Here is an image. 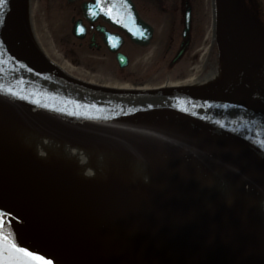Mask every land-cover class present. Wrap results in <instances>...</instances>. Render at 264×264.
<instances>
[{
  "label": "bare ground",
  "instance_id": "6f19581e",
  "mask_svg": "<svg viewBox=\"0 0 264 264\" xmlns=\"http://www.w3.org/2000/svg\"><path fill=\"white\" fill-rule=\"evenodd\" d=\"M17 1L20 4L17 39L37 60L77 80L66 73L74 70L71 66L50 60L40 49V39L30 24V0ZM222 1L227 8L223 13L235 9L240 12L238 0L234 4L232 0ZM128 2L133 17L139 19L135 3ZM210 2L211 19L203 9L201 25L213 21V42L223 58V62H214L217 66L212 69L213 75L208 72L200 79L196 74H180L189 66L186 62L175 66L159 86L150 82L141 87L136 83L112 86L79 81L124 91L167 88L214 94H228L245 81L248 97L264 107V59L261 57L264 44L253 45L256 39L239 27L237 17L230 25L234 49L228 47L229 42L223 52L218 23L220 20L225 25L230 18L222 14L218 20L217 1ZM180 4L184 12L185 0H175L170 12L178 11ZM192 7V17L190 10H186L185 30L177 25L169 28L168 44L177 42L172 52L176 57L187 53V45L191 43H187L185 35H192L193 22H199ZM151 13L157 16L153 9ZM101 19L114 27L110 16H101ZM121 19L134 23L127 15ZM158 19L165 20V16ZM62 23L59 22L57 31ZM147 25L141 19L133 28H127V32L119 26L118 29L136 43L130 37L134 32L140 41L136 44L145 45L141 40L144 29L153 31ZM257 25L259 29L260 22ZM261 28L263 35L264 23ZM111 37L114 41L119 39L111 52L116 58L121 54L128 59L120 52L121 36ZM165 56L166 52L158 58L151 76L156 75L158 79L164 76L160 73V61L168 60ZM169 58L175 63L172 55ZM151 59L156 62L155 54ZM129 63L128 59L126 66ZM181 131L194 137L193 148L182 149L177 143L167 142L165 149L154 152L147 149L150 144L147 142L150 139H144L147 135H174ZM21 181H33L40 189L33 187L31 191H42L55 207H63L68 218L73 219L74 225H67L73 230L78 252L87 263L95 264L98 260L103 263L94 254L98 252L113 264H264V158L247 143L223 133L186 122L134 130L76 124L0 100V182L9 185L3 184L4 187L28 189L26 182ZM141 222V227L147 230L152 226L154 233L138 227ZM117 233L120 237L115 236Z\"/></svg>",
  "mask_w": 264,
  "mask_h": 264
},
{
  "label": "water",
  "instance_id": "95a60500",
  "mask_svg": "<svg viewBox=\"0 0 264 264\" xmlns=\"http://www.w3.org/2000/svg\"><path fill=\"white\" fill-rule=\"evenodd\" d=\"M216 1L217 19L222 14L230 18L225 25L220 20L218 23L219 43L226 52L229 42L228 47L234 49L235 46L230 25L238 17V12L235 9L223 13V9L227 10L223 1ZM234 2L236 0H232ZM19 5L17 0H7L6 5L0 6V16L3 17L0 23V100L58 120L90 126L134 130L186 122L245 142L264 158V107L261 102L248 97L245 92L248 82L243 81L228 94L167 88L124 91L88 85L37 60L17 39ZM90 6L94 12L99 10L95 5ZM102 14L105 18L104 11ZM135 19L140 22L137 16ZM132 24L128 20L112 22L125 31L131 29ZM132 34V40L139 43V37L134 32ZM151 37L152 31L145 28L142 42L148 44ZM241 54L238 52L239 56ZM117 59L121 67L127 65L125 56L119 54ZM3 184L0 182V212L6 214L7 222L23 246L46 255L54 264L89 263L78 252L73 230L67 225H74L73 219L66 214L60 215L42 192L40 197V191L19 189L13 185L12 188L4 187Z\"/></svg>",
  "mask_w": 264,
  "mask_h": 264
},
{
  "label": "rangeland",
  "instance_id": "374dc122",
  "mask_svg": "<svg viewBox=\"0 0 264 264\" xmlns=\"http://www.w3.org/2000/svg\"><path fill=\"white\" fill-rule=\"evenodd\" d=\"M166 1V0H165ZM171 1V0H170ZM175 0L171 3L166 1L167 5L171 7L172 10ZM30 15H31V28L32 32L35 36L40 39L38 40V44L40 49L45 53V55L50 59H53L55 62H60L63 66L69 67L71 66L74 70L71 73L66 72L70 77H74L77 80H86L90 82H95L99 84H111L112 86H116L119 84H139L141 87L149 84V82L156 86L166 79V77L171 75V72L175 69V66L170 65V55L172 54V50L174 46L177 44H168L169 40V28L171 26V21L175 20V25L177 24L178 20V12H173L174 16H172V20L167 18V23L165 20L159 26L157 25V35L160 33L163 36L160 39V47L161 49L158 50L156 45L146 48L145 50L141 49L138 51H130V63L126 68H120L118 65L113 63V61L108 58L105 52H87L85 54L84 50H81L77 46V41L72 37L69 32V15L66 10V6L63 1L60 0H30ZM194 5L195 14L194 17L199 20L198 23L193 22L192 26V36H191V45L187 51V53L181 59V63L178 66H181L183 63L189 64L184 68V71H181L180 74H196V77H200V79H204L206 73L213 72L214 62L220 61L223 62L220 52L217 48H215L216 42H213L214 37L211 31V25L213 21L209 20L205 22L203 26L201 25L203 21V9H206L208 12L209 19H211V2L210 0H194L192 2ZM263 9V7H262ZM169 10V11H170ZM168 11V9H167ZM200 12V13H199ZM264 13V10H263ZM152 19L156 18L154 14H149V18ZM63 21L62 25L60 26L59 31H57V27L59 22ZM194 21V18H193ZM197 21V20H196ZM162 27H166L167 30L163 31ZM210 30V31H209ZM58 32V33H57ZM37 34V35H36ZM203 34V35H201ZM201 35V36H200ZM160 36V35H159ZM158 36V37H159ZM264 40V36H258ZM207 38V40H205ZM41 43V45H40ZM152 43H157L156 40H153ZM255 45L254 42H252ZM168 45H172L170 48H167ZM264 49V47H262ZM246 49V48H245ZM252 49V48H251ZM150 51V52H149ZM155 51V52H154ZM164 52H166V58L163 61H160V70L161 74L164 73V76L160 75L158 79L156 75L151 76L150 74L155 71V66L159 63V59L163 57ZM218 52V53H217ZM155 54L156 62H152L151 56ZM160 56V57H159ZM87 57V58H85ZM261 57L264 59V52L261 54ZM159 58V59H158ZM50 59V60H51ZM260 59V58H259ZM158 62V63H157ZM261 63V62H260ZM155 73V72H153ZM159 73V72H158ZM213 75V73H211ZM212 78V76H211ZM157 79V80H156ZM163 84V83H162ZM161 85V84H160ZM139 86V87H140ZM159 86V85H158ZM182 132V131H181ZM154 135V134H153ZM147 135L144 139H150L147 142L150 144L147 145V149L150 152L153 150H159L161 148L165 149L168 147L167 142H170V145L178 144L181 148H193L194 147V137L191 135L182 133H176L174 135L170 134H162V135ZM153 136V137H152ZM159 136V137H158ZM162 138V141L160 140ZM152 141V142H151ZM161 142L159 145L155 143ZM179 142V143H178ZM163 145V147L161 146ZM182 148V149H183ZM143 153V150H139ZM26 182L27 187L34 189L33 187L38 188L33 181H21ZM36 190V189H35ZM38 191V190H37ZM42 191L38 192L41 193ZM135 206V205H134ZM57 211L60 215L65 216L63 207L59 206ZM138 210V209H137ZM141 223H138V227L145 229V227H141ZM147 228V227H146ZM147 230L148 233L152 230ZM120 233L115 234L116 237H120L118 235ZM113 235V233H111ZM149 236V235H148ZM157 236V235H156ZM163 237V235H162ZM157 238V237H156ZM166 239L169 237H165ZM138 246L137 248H139ZM193 248V245L190 246ZM167 250V249H166ZM210 253V252H209ZM98 258L103 260V263L98 260V263L95 264H113L112 260L108 259L104 255L95 252ZM93 260V259H92Z\"/></svg>",
  "mask_w": 264,
  "mask_h": 264
},
{
  "label": "flooded vegetation",
  "instance_id": "af4514ba",
  "mask_svg": "<svg viewBox=\"0 0 264 264\" xmlns=\"http://www.w3.org/2000/svg\"><path fill=\"white\" fill-rule=\"evenodd\" d=\"M63 1L67 13L69 15V32L72 35V37L77 41V46L84 50L86 56L87 52H105L106 56L110 58L113 63L118 65V61L116 58V54H113L111 50L115 48V44L113 43L112 38H108L107 35H116L118 34L121 36L122 44L120 48V52L123 53L128 57L130 60V51H138V50H145L147 47L155 46L156 44H159L162 34L157 35V25H161L164 20H159V16H165V22L167 23V18H170L174 16L173 12H170L169 9L171 7H168L165 0H132L133 3H135L136 8L139 12L140 19L148 23V26H150L153 30V37L152 40H150V43L148 45H141L136 44L130 40V38L121 30L118 28H115L113 26H110L108 23L104 22L101 19V16L98 15V12L96 11L95 15L93 16L92 13L89 12V6L88 4L95 3L96 0H60ZM194 0H185V4H183L184 12H182V4H180L178 7V11L176 9L175 12H178V20H177V26L180 28L182 27L185 30V15L186 10H190L191 17L193 16V7L192 2ZM239 3V27L249 32L251 35V38H255L256 41L255 44H264V40L258 38V36H262V24L264 23V0H238ZM263 7V9H262ZM152 9L157 12V16L154 19L149 18V14L152 12ZM168 9V11H167ZM155 14V13H151ZM89 15V16H88ZM97 16V17H95ZM87 17H90L88 19ZM260 22V28L258 29L257 23ZM171 25L175 26V22L171 21ZM82 29V30H81ZM192 29V28H190ZM188 32V31H187ZM183 35V33H182ZM264 35V34H263ZM156 36V39H155ZM159 36V37H158ZM191 34L187 33L185 35V39L187 43H191ZM107 40V43L105 42ZM153 40H156L157 43H152ZM172 45H168L167 48H170ZM188 48L190 45H187ZM158 47V45H156ZM180 47V46H179ZM161 48L158 47V50ZM173 49L171 52L175 51ZM185 54H182L180 57H176L175 54L173 55V58H175V63H170L172 66H178V61L183 58ZM166 58V56H165Z\"/></svg>",
  "mask_w": 264,
  "mask_h": 264
},
{
  "label": "snow or ice",
  "instance_id": "6c2138e0",
  "mask_svg": "<svg viewBox=\"0 0 264 264\" xmlns=\"http://www.w3.org/2000/svg\"><path fill=\"white\" fill-rule=\"evenodd\" d=\"M6 4L7 0H0V6ZM95 7L104 11L112 19L119 20V22H123L121 18L124 15L134 19L128 0H111V2L105 0L103 4H101L100 0H96ZM122 9H126V12L122 11ZM89 11L95 15L93 7L90 6ZM2 22L3 17L0 16V23ZM8 91L9 93L12 92L11 89ZM0 264H54V261L38 251L30 250L29 247L23 246L18 240L16 233L12 230L11 225L7 222L6 214L0 212Z\"/></svg>",
  "mask_w": 264,
  "mask_h": 264
}]
</instances>
